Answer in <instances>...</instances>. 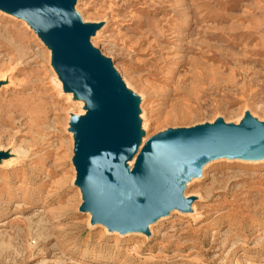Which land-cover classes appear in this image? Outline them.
I'll use <instances>...</instances> for the list:
<instances>
[{
    "label": "rangeland",
    "instance_id": "1",
    "mask_svg": "<svg viewBox=\"0 0 264 264\" xmlns=\"http://www.w3.org/2000/svg\"><path fill=\"white\" fill-rule=\"evenodd\" d=\"M111 1L75 9L83 24L104 26L91 43L137 99L141 139L264 123V0H130L121 10ZM38 42L0 12V76L17 67L0 90V151L15 142L25 154L0 166V264H264V162L209 161L187 187L196 165L145 186L152 210L167 212L151 232L114 236L91 224L70 137L86 103L63 95Z\"/></svg>",
    "mask_w": 264,
    "mask_h": 264
},
{
    "label": "water",
    "instance_id": "2",
    "mask_svg": "<svg viewBox=\"0 0 264 264\" xmlns=\"http://www.w3.org/2000/svg\"><path fill=\"white\" fill-rule=\"evenodd\" d=\"M73 6L74 0H0V11L27 21L51 51V66L63 92L86 103L85 115L70 126L75 185L83 201L80 210L90 213L91 224L121 234L147 233L149 223L167 212L152 210L145 186L151 188L154 182L163 187L177 169L196 165V173H190L183 187L198 175V168L215 159L212 155L264 159V123L216 133L167 129L144 143L129 169L127 162L136 155L142 136L138 101L110 61L89 45L88 38L99 25L83 24ZM177 157L186 160L179 164Z\"/></svg>",
    "mask_w": 264,
    "mask_h": 264
},
{
    "label": "bare ground",
    "instance_id": "3",
    "mask_svg": "<svg viewBox=\"0 0 264 264\" xmlns=\"http://www.w3.org/2000/svg\"><path fill=\"white\" fill-rule=\"evenodd\" d=\"M77 1L78 0H74V6H73V11H74V13L75 14H77L78 16H79V14L76 12V9H75V4L77 3ZM108 1V0H107ZM111 2H113V3H121L120 5H122V6H120L119 4H115V6L117 7H115L117 10L119 9V10H121L122 8H123V6H125V5H127V4H129L130 3V0H112ZM120 7V8H119ZM114 8V9H115ZM124 10V9H123ZM2 14H4V15H6V16H9V17H11V18H14V19H16V20H19V21H21V22H23L27 27H28V29L30 30V32L33 34V35H35L36 36V38H37V40L39 41L38 42V44H39V46H43V48L44 49H46V51L49 53V61H50V65H51V51L45 46V44L41 41V39L38 37V35L35 33V31L33 30V28L29 25V23L27 22V21H25L24 19H19V18H16L14 15H11V14H9V13H6V12H3V11H0ZM116 12H118V11H116ZM115 14V13H114ZM114 16H116V15H114ZM79 18H80V21L82 22L83 20H81L82 18L79 16ZM189 17H187L186 18V21H188L189 19H188ZM105 21L106 20H104V21H102V23H104L105 24ZM103 28H104V26L103 27H99L98 29H96L94 32H93V34L91 35V36H89V38H88V42H89V45L91 46V47H93L94 49H95V47L93 46V44L91 43V40L92 39H96V38H98L99 36H101L102 35V33H101V31L103 30ZM147 38V37H146ZM129 45H128V48L130 49V50H132V51H136L138 48H139V38H136V39H130L129 40ZM15 51H16V54H17V56L18 57H20V56H22L21 55V52H20V50L19 49H14ZM97 50V49H96ZM98 51V50H97ZM99 52V51H98ZM100 53V52H99ZM101 54V53H100ZM101 56H103V55H101ZM104 57V56H103ZM105 58V57H104ZM110 61V60H109ZM110 63H111V66H112V69L114 70V72L117 74V75H119L118 74V72L115 70V68L113 67V64H112V62L110 61ZM18 65H20V62H18L17 63ZM15 70H17V67L15 66V67H12V68H10V70L9 71H7L6 72V76H4V77H1L0 76V90L1 89H3L4 87H6L7 85H9V84H11V78H9V76L11 75H13V73H15ZM54 75H55V77H56V80H57V84H58V87H59V89L63 92V85H62V82L58 79V77H57V75H56V73H55V71H54ZM126 89H127V91H129L130 92V89L127 87V85H126ZM63 95H66V96H69L70 98H73L74 97V94L73 93H64L63 92ZM77 103H79V106H81L82 105V102L81 101H78ZM85 115V111H83V112H81L80 114H79V117H83ZM145 128H146V125L144 124L143 125V123L141 124V126H140V131H142L143 133L145 132ZM73 133H71L70 134V137H71V139L73 140V144H72V146H73V148H74V139H73ZM146 136V135H145ZM150 137H152V136H150ZM150 137H148V138H146V137H144V138H142L141 139V142H140V144H139V146H138V149H137V153H136V155L132 158V160H130L129 162H127V165L129 166V169H131L132 167H133V165H134V162H135V159H136V157H137V155H138V153H139V151L141 150V148L143 147V145H144V143L150 138ZM16 147V144H15V142H13V144H12V146H10L9 148H7V149H5V150H1L0 151V166H7V165H14L16 162H19V161H22L21 160V158H23L24 156H25V154L23 155V156H19L18 155V151L16 152V150L14 149ZM17 149V148H16ZM211 157H213V158H215V159H213L211 162H213V161H217V160H225V161H233V162H241V163H246V164H256V163H260V162H264V159H262V160H242V159H239V158H234V157H227V156H218V155H212ZM211 162H209L207 165H205L204 166V168L205 167H207V166H209L210 164H211ZM203 168V169H204ZM194 180L195 179H192L191 181H189L186 185H185V187H187L188 185H190L191 183H193L194 182ZM79 190V189H78ZM175 211H173L172 213H174ZM191 213L192 214H194L195 213V207L194 206H192V208H191ZM88 217H90L91 218V215H90V213H85ZM195 216V215H194ZM163 218H158L157 220H154V221H152L151 223H149V225L147 226V229H148V231H150L151 232V229H152V227L156 224V223H158V222H160V220H162ZM101 229H102V232L103 233H106V234H112V235H114V236H116V235H118V236H121V235H137V234H139V233H137V232H126V233H124V234H121V233H118V232H116V231H113V232H111V231H109L106 227H103V226H101L100 227Z\"/></svg>",
    "mask_w": 264,
    "mask_h": 264
}]
</instances>
